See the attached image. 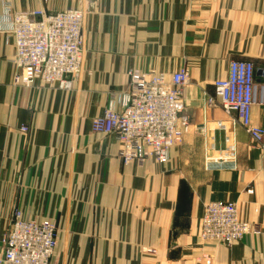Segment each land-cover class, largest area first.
I'll return each mask as SVG.
<instances>
[{
    "label": "crops",
    "instance_id": "obj_1",
    "mask_svg": "<svg viewBox=\"0 0 264 264\" xmlns=\"http://www.w3.org/2000/svg\"><path fill=\"white\" fill-rule=\"evenodd\" d=\"M5 2L85 11L84 65L71 89L14 81ZM230 60L252 62L264 83V0H0V240L18 210L53 222L52 264H264V139L261 147L235 113L204 102ZM182 66L181 141L166 163H123L115 135L93 132V119L110 96L119 106L130 71L169 79ZM251 123L264 130V103L252 105ZM226 134L235 168L207 167ZM215 200L234 201L259 232L231 246L200 240L203 207Z\"/></svg>",
    "mask_w": 264,
    "mask_h": 264
},
{
    "label": "built area",
    "instance_id": "obj_2",
    "mask_svg": "<svg viewBox=\"0 0 264 264\" xmlns=\"http://www.w3.org/2000/svg\"><path fill=\"white\" fill-rule=\"evenodd\" d=\"M13 38L14 81L69 90L79 79L84 65L83 23L85 11L66 9L45 14L41 11H16L4 5ZM130 87L120 96L119 106L110 96L102 114L92 121L93 132L112 133L123 163L153 159L166 163L169 150L177 145L188 126L181 87L188 81L185 66L169 79L155 73L130 71ZM214 95L204 99L207 108L216 102L227 115L235 113L244 130L263 147L264 130L251 123V107L264 103V83L254 77L248 60H230L227 74L213 82ZM217 126L225 129L223 122ZM22 131L27 127L23 126ZM206 166L231 163L235 168V143L225 135L224 148L205 158ZM248 193L252 190L248 189ZM259 227L240 220L236 203L230 200L208 202L198 221L200 240L231 246ZM56 246L55 226L48 218L27 220L15 210L4 237L0 240V264H52ZM208 263V262H207Z\"/></svg>",
    "mask_w": 264,
    "mask_h": 264
}]
</instances>
